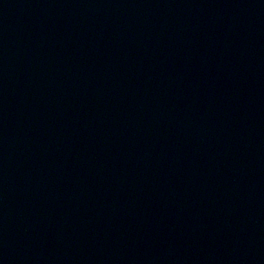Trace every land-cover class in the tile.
<instances>
[{"label": "water", "instance_id": "1", "mask_svg": "<svg viewBox=\"0 0 264 264\" xmlns=\"http://www.w3.org/2000/svg\"><path fill=\"white\" fill-rule=\"evenodd\" d=\"M0 264H264V0H0Z\"/></svg>", "mask_w": 264, "mask_h": 264}]
</instances>
